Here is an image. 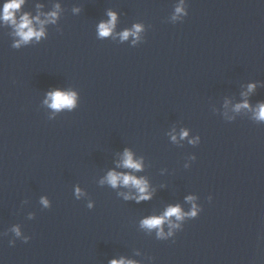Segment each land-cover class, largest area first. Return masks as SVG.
<instances>
[{
    "label": "clouds",
    "instance_id": "obj_1",
    "mask_svg": "<svg viewBox=\"0 0 264 264\" xmlns=\"http://www.w3.org/2000/svg\"><path fill=\"white\" fill-rule=\"evenodd\" d=\"M25 0H7V2L3 6L2 14H0V20H3L6 24H10L14 30L15 34L20 38L16 43L13 45V47H19L21 43H28L33 38H35L37 41L40 40L42 36H44V30L43 27H41L39 30H37L33 26V19L30 18L29 14L25 13L17 19V13L20 11L21 6L24 4ZM57 7H59L57 5ZM180 15H187L184 9L183 0H181V3L178 4L175 8V15H173L172 19L176 20L178 16ZM49 16L52 18V20H55L56 12L49 13ZM108 16L110 19L107 22H101L98 26V33L100 37H108L112 34V31L115 27L116 23V14L113 12H109ZM37 22L43 24V22L39 21V18H35ZM141 31L140 25H134V30H125L120 34V38L122 40H126L130 35L137 36V34ZM255 85H249V91H252L254 89ZM50 101V103H49ZM76 102V94L74 92H64L61 90H55L48 93V99L45 101L46 104L49 105L50 108L53 110L59 111L61 109H71L75 106ZM248 108L249 105L247 102H245L242 105H237L236 109L237 111L240 108ZM253 118L257 121H264V103L259 104L257 109L254 111ZM187 132L183 131L181 133V138L186 137ZM173 141L176 140V136H172ZM194 143V141H192ZM122 166L125 168H130L134 170H140L141 163L134 161L132 157V153L128 150H125L123 153V161ZM106 182L110 184L112 187H116L118 184H123L124 186H131L134 187L139 195L136 197L137 202L140 200H147L150 198V194L147 193V182L142 178H137L132 175H126L117 173L115 171H110L106 178ZM105 181H101V183H104ZM77 195H80V190L77 188ZM130 197L128 195H125V199H129ZM189 201L193 200V197L187 198ZM42 203L47 206L48 201L42 200ZM198 209L195 205H193V208L190 212L184 213L180 206H170L167 208V210L164 212V214L160 217H149L144 219L141 222V227L147 228L149 230L151 229H158V236L163 238L164 232L162 229V225L165 221H168L171 228H178V224H172L170 218L175 217L176 220H182L185 216L193 217L195 218L197 215ZM16 231L17 236H19L18 229H14ZM172 233L169 232L168 235H171ZM27 240V238H26ZM110 264H135L134 261H128L124 259L120 260H112L110 261Z\"/></svg>",
    "mask_w": 264,
    "mask_h": 264
}]
</instances>
